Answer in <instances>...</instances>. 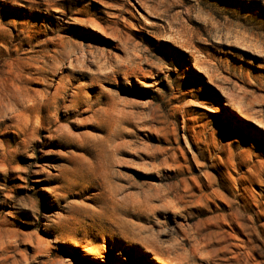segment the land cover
Wrapping results in <instances>:
<instances>
[{
  "label": "rangeland",
  "instance_id": "374dc122",
  "mask_svg": "<svg viewBox=\"0 0 264 264\" xmlns=\"http://www.w3.org/2000/svg\"><path fill=\"white\" fill-rule=\"evenodd\" d=\"M0 264H264V0H0Z\"/></svg>",
  "mask_w": 264,
  "mask_h": 264
}]
</instances>
